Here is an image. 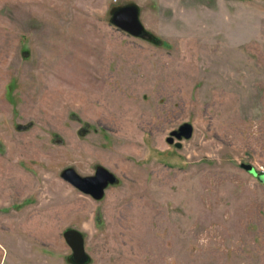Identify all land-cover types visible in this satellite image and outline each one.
Instances as JSON below:
<instances>
[{"label":"rangeland","instance_id":"obj_1","mask_svg":"<svg viewBox=\"0 0 264 264\" xmlns=\"http://www.w3.org/2000/svg\"><path fill=\"white\" fill-rule=\"evenodd\" d=\"M130 4L149 39L112 23ZM243 164L264 170V0H0V264H76L69 228L86 264H264ZM98 165L100 200L61 176Z\"/></svg>","mask_w":264,"mask_h":264},{"label":"water","instance_id":"obj_2","mask_svg":"<svg viewBox=\"0 0 264 264\" xmlns=\"http://www.w3.org/2000/svg\"><path fill=\"white\" fill-rule=\"evenodd\" d=\"M112 23L118 29L133 36L144 39H149L151 36L141 20L140 8L135 4L124 5L115 9ZM193 134V124L185 122L171 132L168 142H175L177 147H181L182 141L191 138ZM242 166L264 182V173H260L254 165L243 164ZM61 176L83 193L91 195L97 200L104 198L107 189L118 182L117 175L103 165H98L95 174L92 175H82L74 167H68L62 171ZM64 236L72 249L74 262L76 264L88 263L90 256L86 249L84 233L79 229L69 228L64 232Z\"/></svg>","mask_w":264,"mask_h":264},{"label":"built area","instance_id":"obj_3","mask_svg":"<svg viewBox=\"0 0 264 264\" xmlns=\"http://www.w3.org/2000/svg\"><path fill=\"white\" fill-rule=\"evenodd\" d=\"M259 171V170H258ZM260 173H264V170L263 171H259Z\"/></svg>","mask_w":264,"mask_h":264},{"label":"bare ground","instance_id":"obj_4","mask_svg":"<svg viewBox=\"0 0 264 264\" xmlns=\"http://www.w3.org/2000/svg\"><path fill=\"white\" fill-rule=\"evenodd\" d=\"M22 249V248H21Z\"/></svg>","mask_w":264,"mask_h":264},{"label":"flooded vegetation","instance_id":"obj_5","mask_svg":"<svg viewBox=\"0 0 264 264\" xmlns=\"http://www.w3.org/2000/svg\"><path fill=\"white\" fill-rule=\"evenodd\" d=\"M86 242V241H85Z\"/></svg>","mask_w":264,"mask_h":264}]
</instances>
